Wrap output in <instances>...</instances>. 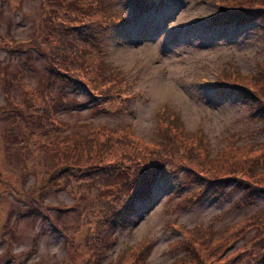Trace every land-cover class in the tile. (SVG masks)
Segmentation results:
<instances>
[{
	"label": "rangeland",
	"instance_id": "1",
	"mask_svg": "<svg viewBox=\"0 0 264 264\" xmlns=\"http://www.w3.org/2000/svg\"><path fill=\"white\" fill-rule=\"evenodd\" d=\"M221 1L164 0L143 10L133 0H102L101 5L108 3L106 13H115L99 14L107 20L97 35L102 71L93 72L94 67L84 71L81 65L74 72L82 79L94 75L106 83L95 92L49 72L54 45L44 39L45 33L55 41L64 36L73 49L80 45L78 41L95 45L93 39L67 37L85 29L72 20L77 17L66 12L62 0L57 1V11L45 0L49 5L42 14L41 0H0V41L5 37L21 44L0 43V126L12 114L26 111L21 104L38 93L42 96L32 95L27 107L38 108L37 102H48V97L53 100L54 128L48 129L44 119L40 122L54 139L61 136L57 146L48 144L47 148L38 140L29 141L34 138L28 135L26 122L16 127L15 121L13 131L25 139L18 147L0 130V264H243L253 255L252 243H263L256 229L226 251L222 246L215 251L194 247L203 240L200 230L207 225L215 236L257 214L264 220V196H251L248 205L240 202L248 182L254 193L264 189V174L261 180L253 178L262 177L255 165L258 159L248 168L253 157L237 155L248 146L264 144V125L258 116H250L252 98L248 103L235 89L215 84L224 68L257 75V69L264 66V33L256 22L213 24L210 19L219 8L228 7ZM89 2L74 0L68 8L81 5L89 11ZM223 27L219 35L218 28ZM110 73L121 84L115 85ZM93 95L103 101L96 100L97 104ZM60 123L67 125L63 131L55 128ZM98 125L108 128L111 135L89 131L88 127ZM123 127L132 144L120 136ZM175 127L181 129L176 130L186 144L160 143L163 130L176 133ZM30 132L35 136L40 130L33 127ZM192 132L207 147L197 157L192 153L200 150V143L190 149ZM66 137L69 140L64 141ZM138 149L142 150L139 157L134 155ZM149 154L164 159L150 195L137 201L135 211L116 227L110 225L109 217L99 221L96 213L103 204L95 195L98 177L108 178L118 165H136L128 167L131 196L137 191L129 180L142 178L143 164L152 161ZM230 155H234L232 162H225ZM215 159L218 166L224 165L219 173L214 171ZM69 167L73 176L51 174ZM190 171L224 178L226 187L218 192L205 189L204 182ZM121 179L118 176L116 182ZM239 180L246 181L243 189L235 187ZM117 190L118 186L111 189ZM100 195L105 199L106 193ZM125 198L127 202L130 197ZM60 209L64 210L59 211L62 219ZM62 222L65 231L58 227ZM242 244L250 246L233 251Z\"/></svg>",
	"mask_w": 264,
	"mask_h": 264
},
{
	"label": "trees",
	"instance_id": "2",
	"mask_svg": "<svg viewBox=\"0 0 264 264\" xmlns=\"http://www.w3.org/2000/svg\"><path fill=\"white\" fill-rule=\"evenodd\" d=\"M44 1L45 0H41V9H39L40 14H42V11L44 12V7L49 5V4H45ZM57 1L58 0H50V7H52L55 11H57L56 10L57 3H58ZM81 1H84V0H81ZM133 1L136 5V8L146 10L148 8L155 6L157 3L161 2L162 0H133ZM218 1H221V0H218ZM62 2H63V8L66 10V12H68L69 14L76 15L77 19L73 18L72 20L74 22L75 21L81 22V25H83L84 26L83 28L85 29L83 33H80V32L78 33L76 32L78 28L74 27L76 33L73 36L70 35L67 37H74V38H77V40H84V41L87 39H93L95 45L91 46L90 44H84V43L81 44V41H78L79 43L77 45L79 44L80 45L77 46L75 49H73L72 47H70L69 42L67 41V39H65L64 36L60 37L62 38L61 40L59 39L55 41L53 35H49L45 33L44 39L46 40L48 39V41L54 45V51L52 53L53 57L50 58V60H52V63H51L52 68H49V72L51 73L52 76L63 77L65 79L73 80L76 83L81 84L83 87L85 85L86 88H89L92 91L98 92L101 88L106 86V83L105 84L102 83L94 75L90 79H82L80 78L78 74H74V72L77 71L81 65H82L81 69H83L84 71H87V69L90 67L95 68L93 72L95 70L97 72L102 71L101 70L102 61H103L102 60V50L99 46L97 35L99 36V34L104 30V27L107 24L106 23L107 20H101L99 18V14L100 12H104V13L107 12L105 8L107 7L108 3L101 5L102 0H98V1L90 0L89 3L91 5V9H88L89 6H86V8L89 11H85L83 8H81V5H79V8H75V9L68 8L69 3H74V0H62ZM221 4H227L228 7H220L219 12L216 15H214L210 21L220 23L223 25H230V24L245 25V24H250L252 22H256L257 26L259 27V30L264 33V0H222ZM106 14L110 16L115 13L110 12ZM78 36H81V39H78L79 38ZM0 43H2V45H7V46L21 45L19 43H16L15 40L7 39L5 37L1 38ZM66 51H69V53H66ZM40 54L42 56V54L44 55V52ZM74 55H75V58H74ZM21 68L25 69V64H22ZM258 69L263 70L261 74L259 73ZM258 69L256 71L257 75L254 76L253 74L244 75L237 70L230 71V70H227V68H224L223 70L219 72V75L216 76L218 83H215V84L224 86L226 88L235 89L238 93H240V95L245 101L249 100L248 103H250L251 98H252L251 102L253 106L251 107V104H250V111H249L250 116L251 117L258 116L264 125V66H261ZM110 74L111 75H109V77L114 79L113 81L115 85L121 84V81L119 80V78L112 75V73ZM109 83L113 84L112 81H109ZM95 85H98L99 87L95 88ZM34 94H36V96L37 95L42 96L38 93H33L32 95ZM32 95L29 97V100L27 101L26 104L25 103L21 104L23 105L24 109L25 108H28V109L21 114H15V115L12 114L11 117H8V121L6 122V124H9V125L2 124L0 126V130L4 132L5 135L8 136V137L5 136L6 138H9V137L12 138L11 144L20 145V143L25 141V139L21 137V134L19 132L15 133L12 128L15 126L14 125L15 121L18 122L16 124V127L17 126L21 127L26 122L28 135L34 138V140L29 138V141L34 142L38 140L40 142V145H45L47 148H48V144L57 146L60 135H58V139H54L48 131H45L46 126L48 129L54 128L53 122H55L56 117H55L52 106L55 102L51 100L48 97V95H43V96L48 97V102H45V101L37 102L38 108L27 107L29 103H32L31 101ZM117 95L118 93L114 94L115 97ZM93 97L95 98L94 99L95 101L96 100L103 101V100H100L98 95H93ZM99 101H96V103L99 104ZM39 103H41L42 105L39 106ZM16 105H20V104L16 103ZM254 106H255V109H254ZM42 119H44L47 122L46 126L40 122ZM11 124H13L14 126H11ZM60 125L61 126L59 128L55 124V128H57L60 131H63L67 126L61 123ZM33 127H35V130L36 129L38 131L40 130V132H38L35 136H33L30 132ZM76 128H77L76 125L73 126L72 135H75ZM88 128L90 129L89 131L91 133H94L95 135H98V133H103L106 136L107 134L109 136L111 135L109 134L110 132L108 128L102 125L101 126L98 125L95 127L94 126L88 127ZM124 128L125 127L119 129L121 130L120 136H123V138L125 139V143L132 144L131 142L132 139L127 137L128 136L127 134H129V132ZM172 129H174L176 133L173 130L172 131L171 130L167 131V129L163 130L161 134L162 138H161L160 143H162V140H163L166 144H168L169 142H173V143H178L180 145H185L187 141L184 138H180L181 136L178 134L176 130V129L178 130H181V129L178 127H175ZM7 131L9 133H7ZM22 132L24 133L23 130ZM90 132L88 136L90 135ZM78 134L79 132L77 131V135ZM192 134L194 136L191 139L194 140V144L190 149L195 150V147L198 145V142L200 143V150H195L198 153L197 152L192 153L197 157V155L202 154V150L207 149V147L203 143L195 139V135H196L195 132H192ZM72 135L70 136V139ZM88 136H81V137H83L86 140ZM67 140H69L68 137L64 139V141H67ZM74 140L75 138L72 139L71 141H74ZM21 146L22 145L18 147H21ZM262 146H264V144H261V143H259L256 148H252L248 146L242 154H237L239 155L238 157H241V158H242V155H245L247 157H253L252 160L250 161V165H248V168L251 166H254L252 165L254 160L256 161V159H258L256 162L257 164L255 165H257L256 168L260 167L258 171L259 173L262 174V177H253V178L254 179L259 178L260 180L263 178V174H264V163L260 164L261 161L262 162L264 161L263 160L264 151L262 152L263 150L261 148ZM190 149L187 151L190 152ZM141 151H142L141 149H138V152H136L134 155L139 157V155H141ZM254 152L255 154H253ZM225 156H227V154ZM148 157L152 159L151 164L145 165L142 163L143 167L142 165L140 166L144 168L142 178L136 179L132 177L131 180H129V185L131 187L134 186L135 190L137 191L131 196L129 195V192H128V182H127V179H128L127 174L129 173L128 167L130 169L131 168L134 169L136 165H131V164L129 165L123 164L120 166L118 165L119 168L115 169V171L110 172L111 174L108 178L105 176L98 177V182H97L98 185L95 189V195L98 198V200L103 204L102 209L96 213L99 221H104L103 218L109 217L110 225H113V227H116L119 221H123L124 216H126L127 218L128 214H130L131 211L132 212L135 211V203L138 200L145 199L150 195L154 187V184L157 181V177L161 175V173L158 174L162 170V166L161 165L159 166V164L164 159L163 158L159 159L156 156V154L155 155L153 154V156L149 154ZM233 159H234V155H230L225 162L229 160H231L230 162H232ZM207 161L210 162L209 160ZM212 162L216 163V165L213 166V167H216L214 169L215 172L218 171L219 173L224 169L223 164L219 163V166H218V162L216 161V159L213 160ZM232 164L233 163L229 164V166L231 167ZM228 168L225 167V169H228ZM67 169L68 170H65L64 168H62L60 171L52 170L51 174L52 173L55 174L56 175L55 177H59L61 174H63L62 177L65 176V174L67 176L69 175L73 176L74 175L73 168L69 167ZM133 175H134V172H133ZM190 175L199 177L201 181L204 182L205 189L218 192L220 189L226 187L224 178H219V177L217 178L213 175L204 176L196 172H191ZM118 176H122L121 182L119 183L116 182ZM53 178L50 180L51 184H54ZM242 182H243V185H241ZM245 184H246L245 180H239V186L235 185V187L237 189H243L241 187L245 186ZM248 184L249 186L247 187V189L245 188V191L243 190L244 194L242 195V198L240 200V202L243 201L242 203L246 205L249 204V200L251 196H255L257 194L260 196H264V189H261L259 193H254L252 192L251 183L248 182ZM110 186L111 188H109ZM115 186H118V190L115 192H112L111 189L114 190ZM249 188L251 190H249ZM101 192L106 193L105 199L100 195ZM200 193H202V191H200ZM108 196L110 197V199L107 201L106 198ZM125 197H130L127 202H125L126 201ZM107 204L109 206H107ZM241 205L242 204L239 203V206ZM38 207L40 208L39 205ZM55 209H57V207H55ZM65 209H68V208L66 207ZM59 211H64V210H61V209L58 210V215H61ZM237 224L238 223L233 224L232 226L225 227V229L222 232H219V234L215 236L213 235V232L211 231V226L207 225L203 227L200 230V232L203 233V240L199 243V245L194 246V247L196 248L198 246L203 245L207 247V250L215 251V250H218L222 246L221 250L225 249L226 251L231 246L234 247V245H236V242L238 240L243 241L247 237L251 229H256L259 232L258 236H260V239H263V243L262 244L257 243V242L252 243L254 247L251 250L255 252L253 253L252 256H249L246 260H244L241 263L243 264H264V220L261 218L259 214H257L253 217L248 218L247 223H244L241 225H237ZM58 227H59V230L65 231L62 224ZM260 227H262L263 229L261 230ZM213 245H217V248L213 249L212 247ZM249 246L250 245L242 244V245L235 247L233 251L239 252L241 250L248 249ZM251 254L252 253H248V255H251Z\"/></svg>",
	"mask_w": 264,
	"mask_h": 264
},
{
	"label": "bare ground",
	"instance_id": "3",
	"mask_svg": "<svg viewBox=\"0 0 264 264\" xmlns=\"http://www.w3.org/2000/svg\"><path fill=\"white\" fill-rule=\"evenodd\" d=\"M189 29V28H188ZM219 29V32H220V34L219 35H221V33H223V31L225 30V28L223 27V28H218Z\"/></svg>",
	"mask_w": 264,
	"mask_h": 264
}]
</instances>
